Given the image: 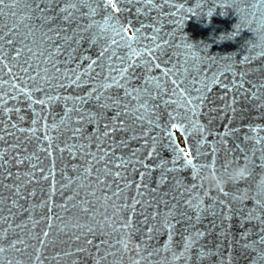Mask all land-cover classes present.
<instances>
[{
	"label": "snow or ice",
	"instance_id": "snow-or-ice-1",
	"mask_svg": "<svg viewBox=\"0 0 264 264\" xmlns=\"http://www.w3.org/2000/svg\"><path fill=\"white\" fill-rule=\"evenodd\" d=\"M215 2L219 7L210 5L207 13H204L203 11L197 12L190 7L186 11L183 0H163V2L162 0H26L25 6L31 13L29 19L32 21L28 25L29 34L35 36L39 32L41 37L51 39L49 37L50 32L63 33L60 36L63 44L55 48V53H48L49 60L53 61L52 69H54L55 75H47V69H45L44 75H41L40 72H36L33 75L32 73L36 69L32 62V56H35L36 53L25 43L27 37H23L19 41L6 40L4 35L0 34V80H2L0 89L5 85L10 87L13 90L11 98L14 100H20L21 98L27 100L30 108L36 104L42 106L39 111L33 109L30 121L31 127L28 128L5 119V116L18 113L20 110L17 107L0 108V113H3L0 115V125H3L0 128V142L9 146L3 153H0V189H7L10 193L11 205L5 206L12 217L19 213H29V218L31 219V212L37 206L47 209L49 213L52 212L53 207L69 211V206H71L87 214L92 212L95 207L94 203L88 200L87 197L96 198V190H111L113 185H115V191H111L110 196L105 194L104 199L105 201L112 200L113 206L116 207L115 200L121 199V194L125 188H130L135 184L136 197L132 198L131 204L126 202L119 207L130 208L132 214H135L137 212L136 206L140 205V215L144 216L141 223L146 226V231L143 233L145 239L141 241L142 245L146 241L153 240L154 234H166L167 241L163 244L162 249L165 252H173L176 259L188 261L191 258L196 261V264H202L204 259L219 255L221 264H233L234 261L235 264H239L240 260H245L247 264H264V212H262L260 217H255L257 226L260 228L259 233H254L251 229H244L240 233V241H244V243L237 242L235 248H232L225 260L219 246L213 251L207 245L200 243L209 233L200 231L197 225L203 221L209 212L214 217L219 215L223 219L230 220L231 216H225L223 211L216 213L214 205L205 207L202 200L195 204L192 200H188L180 208L179 212H177L179 205L174 204L168 207V201L163 200L162 202L168 210L160 212L157 206V211L149 214L147 209L152 204L150 201L143 199L145 193L142 189L148 187L147 181L152 171L159 169L161 173L156 188L151 189L152 192L159 190L168 173L176 171L175 167H165L168 163L167 161L156 165L155 168H150L145 163L146 158L151 159L153 156L160 155L157 147L171 149L175 153L172 164L175 165L178 160H183V167L192 170V179L194 181L192 189L200 188L204 191L205 196L209 194L207 187L200 181V176L208 169H212L214 174L217 172L218 169L215 167L216 148H212L213 159L210 163L198 165L194 163V159L201 153V149L196 148L194 153L178 149L174 144L172 132L169 129L181 131L185 135L190 134L189 129L198 130L201 133V144L205 143L211 132L205 126L198 124L197 114L201 108L206 106L208 93L211 92L212 86H225L223 78L229 76V71L232 67H237V72L229 77L231 86L228 90L235 92L237 96L243 95L245 102L250 104L252 108H264V76L259 78V83L251 81L250 87H244L245 84L249 83L246 80V76L264 72V66H256L241 72V67L244 64L254 63L255 59L264 57V46H260L262 50L254 57L252 50L258 45L253 40L252 48L245 47V51L249 52V55L244 56L242 61L237 58L239 66L229 64V71L213 75V69L217 67L216 60L221 58L206 57V48L204 46H194L183 35L179 36L177 41L174 29H182L185 20L192 16L197 19L205 18V16L210 18L213 16V8L220 15L232 13L240 21L236 24L232 33L226 37H221V39H233L242 31H245L244 23L247 20V16L244 17V20H240L243 13H247L248 16L253 18H256L257 14H259L262 27H264V0H215ZM241 3L245 7H239ZM4 4L5 0H0V5ZM121 5L130 7L125 8ZM221 8L224 9L223 12H221ZM84 10H86V15L89 18L94 17L99 12H103V23L94 22V24H89L82 29L78 23L77 14ZM125 11L132 12V18H122L120 14ZM165 12L168 13L166 19L163 16ZM153 13H155L154 20L152 19ZM145 19L151 21V23L145 24ZM73 22H76L77 25L75 29L71 27ZM65 23L69 26L67 29L64 28ZM169 25L170 27H168ZM93 26H95L97 31L89 33ZM166 26L168 27L167 32L165 31ZM251 27V24H249L248 31H251ZM129 32L131 35H127ZM149 32L151 36L148 35ZM83 33L89 34L83 35ZM100 37L104 38L105 44V47L98 54L101 59L109 51L108 40H111L112 45H119L123 42V46L132 53V55L123 58L124 67L120 70L119 77H105L106 83L102 84L100 88H91L86 94L79 92L74 95L65 94L62 96L53 94L52 89L54 88L64 89L65 91L82 88L84 83L83 76L87 75V73L79 74L76 70H70L71 75L64 73L63 78H61L60 66L54 62V59L58 58L63 52L67 54L66 61L72 60L74 53L78 52V47H73V45L78 46L81 40L97 43ZM116 37L120 39L117 40ZM141 40L149 42L137 54L133 45ZM17 43L22 45V47H17ZM6 45H12V47L8 48ZM181 48L185 52H194L197 55L191 57V63L185 59L184 64L177 63L173 65V59L178 60V57H175L171 50ZM25 49L32 56H26ZM41 55H43V52H41ZM133 57L137 58L134 59ZM200 57L207 59V64L200 60ZM224 59L228 60L230 58ZM198 61L199 67H197ZM169 65L173 66L169 67ZM209 65L212 67L209 68ZM94 66L99 67L101 70L104 67L99 59L91 60L88 68L92 70ZM5 68L8 69L7 75L11 76L12 80L3 79L5 75L3 69ZM205 68L208 69L207 72L204 71ZM138 69L140 70L139 75H137ZM154 70H159L160 75H153ZM193 73L195 78H199L203 74L204 86L202 89H189L187 86L189 75ZM97 75H100V73H97ZM209 76H211V83H209ZM235 76H239V82L232 78ZM89 79H92V77H89ZM134 79L142 80V83L134 84ZM16 81L20 82L22 86L18 87ZM53 81H55V84H53ZM169 81H171V86ZM181 85H184V87H181ZM113 88L118 90L115 94L109 91ZM119 90L123 91V96L119 94ZM36 92L43 93L44 98L34 96ZM192 92H196L198 95L193 97L191 95ZM128 98L136 100L137 104L130 107L129 104L125 103ZM61 101H63L64 111L61 113L59 123L53 121L51 125L45 124L42 129L43 135H37L41 131V121L46 120V116L43 114L44 109L51 107L53 102L60 103ZM235 102L236 97L234 96L233 104ZM3 103L6 105L7 101L4 100ZM226 107L232 106L227 105ZM232 110L233 112L236 111L234 108ZM129 119H132V124L128 123ZM19 120L23 122L25 117L20 116ZM136 125L140 126L138 132ZM53 129L57 132L64 129L71 133L68 140L64 142L63 147L58 142L54 143V141L58 140V137L54 138L49 134ZM156 129H159V131L152 135L151 133ZM129 132L131 135L127 139L121 136L117 143L115 139L117 133ZM230 134L231 129L225 128L223 135L218 138H224ZM8 137H12L15 142L9 141ZM141 139L152 141V150L147 153L146 157L138 155L140 149L132 150L128 156H115L117 149L128 147L132 140L139 141ZM32 140L38 142V147L36 151L29 152L26 145ZM261 142H264V137L257 138V143ZM93 147L95 151L92 150ZM54 152L61 154L59 160L62 166L59 169H57V157ZM40 153H44L43 158ZM64 153H67V159H65ZM110 157L113 159L110 160ZM49 160L51 163L46 166L45 162ZM73 160H82L83 164H73L71 163ZM232 162L238 163L235 160ZM244 162L248 165L250 163L246 155ZM110 163L115 169L120 170L113 171L108 166ZM101 164L103 167H97ZM69 166L71 171L75 173V177L69 175ZM140 166L147 169V171H139ZM129 167L132 168L134 173H139L138 182L132 181L129 183L127 181L125 172ZM227 167L228 163L224 164L223 170ZM13 168H16L17 171L14 172ZM20 168L24 170L20 171ZM262 168H264V165H262ZM57 170L62 177V181L56 179ZM93 175H95V180H90ZM109 177H111V182H109ZM6 179H10L12 181L11 184L5 183ZM121 180L124 181L123 187L118 183ZM85 181H89V183L86 184ZM196 181H199V183H195ZM42 182H48L47 198L42 199L38 205L33 204L29 208L26 206L29 198L37 195L35 186L40 185L41 192L46 190ZM74 184H76L75 189L72 188ZM29 185H33L31 190ZM93 185L95 188L92 191H87ZM82 189L85 190V199L73 203L78 200ZM68 190H72L74 194L69 196L64 204H50L57 192L63 195ZM220 194L227 195L226 192H221ZM0 197H2V193H0ZM21 201L26 203H21ZM0 204H4L3 199H0ZM2 212L3 207H0V213ZM55 218L61 220L59 214H56ZM253 218L249 214L248 222L251 223ZM8 219L9 217L0 215V227L7 223ZM48 220L47 227L51 230L53 224L50 216ZM109 220L110 218L105 214L104 220L97 221L94 214L88 224L77 223L76 228L79 231L72 232L68 241L65 242L74 245L76 251L74 253L71 250H65L64 256L87 253L92 257L94 264H101V261H105L108 255H115V253L106 251L104 255L96 257L93 256V249H95L96 253H99L102 246L106 245L112 248L116 247V245H122L124 251L132 250L130 244L131 232L129 230L141 232V229L139 227L133 229L131 218L126 220L121 229L115 228L114 225L109 223ZM150 220L153 223H149ZM182 221H186L192 226L191 228L184 227L180 230L181 243L179 247L183 250L177 255L173 248L174 236L178 231L176 225ZM39 224V220L33 221V227ZM240 226L243 228V223ZM213 227H215V222H213ZM85 228L87 231H84ZM107 228H112V232L123 233L121 237L116 238V244L106 239H101L99 244H94L93 240L88 238L90 235L93 238L98 235L101 237L105 235L111 236L112 233L107 232ZM17 229H20L24 235H21V232H18ZM64 231L65 229H60V232ZM9 232L13 233L14 239L9 238ZM253 234L257 235L258 239L250 243L247 242V238ZM29 240H35V243H29ZM5 242L7 244L6 247L4 246ZM55 243L56 241L52 238L51 231L41 230L33 235L27 224H17L16 228H12L11 224H9L8 229L0 230V264H22L20 257L24 255L28 256L29 264H43L42 250ZM230 247H232L231 244ZM28 249H32V251L28 252ZM160 250V248H157L154 251L159 254ZM137 252L139 253V249H137ZM193 252L194 255H192ZM237 252L239 256L236 255ZM17 253L20 256H17ZM57 264H59V258H57Z\"/></svg>",
	"mask_w": 264,
	"mask_h": 264
},
{
	"label": "water",
	"instance_id": "water-1",
	"mask_svg": "<svg viewBox=\"0 0 264 264\" xmlns=\"http://www.w3.org/2000/svg\"><path fill=\"white\" fill-rule=\"evenodd\" d=\"M163 2V0H162ZM185 5V10L190 7L191 9L196 10L197 12L203 11L207 13L210 5L216 4L215 0H183ZM26 0H5L4 5H0V34H3L5 39L17 40L27 37L25 43L28 44L29 47L33 49L35 52V56H32L31 53H28L25 49L26 56H32V62L35 67V71L32 73L33 75L36 72H40L41 75L45 74V69H47V75L52 76L55 75L54 69H52V62L49 60L48 53H55V48L61 44L63 41L60 39V36L63 33H54L50 32L49 39L48 37H41L40 33L37 32L35 36L30 35V29L28 25L32 23L29 19L31 13L29 9L25 6ZM122 7L128 8V5H121ZM239 7L243 8L245 5L241 3ZM224 9L221 8V12ZM78 23L83 29L89 24H94V22L103 23L104 13L99 12L94 17L89 18L86 15V10L81 13H78ZM122 18H132V12L125 11L120 14ZM168 13L165 12L163 14L164 18H167ZM247 16V20L244 23L245 31H242L238 36L233 39H221V37H226L230 33L233 32L235 26L238 21V18L232 13H228L226 15H220L215 12V8H213V16L208 18L197 19L195 16H192L189 19L185 20L184 26L182 29L173 31L176 32L177 41L179 36H185L186 40L193 44L194 46H204L206 48L205 56L208 58H221L216 60L217 67L213 69V75L229 71L228 65H237V58L241 61L244 56L249 55V52L245 51V47L252 48V41L255 40L258 47L252 50V55L254 57L262 50L260 46H264V27H262V21L259 19V14H257L256 18L252 16H248L247 13L241 14L240 20H244V17ZM152 19H155V13L152 14ZM151 21L145 19V24H150ZM249 24H251V31H248ZM76 22H73L71 27L73 29L76 28ZM69 26L65 23L64 28L67 29ZM170 27V25L168 26ZM168 27L166 26L165 31H168ZM97 31L95 26L89 30L90 32ZM147 31V29H145ZM89 33H83V35H88ZM111 35V34H110ZM127 35H131L129 32ZM151 36V33H148ZM119 40V37H116ZM149 41H138L134 43L133 48L134 51L139 54L143 49L144 45ZM109 51L106 53L104 58L99 57V52L105 47L104 38L100 37L97 43H92L89 40H81L80 44L73 45V47H78V52L74 53V58L72 60L66 61V53H61L58 58L54 59V62L60 66V76L63 78L64 73H68L71 75L70 70H76L79 74L87 73V75L83 76V87L80 89H69L65 91L64 89H52L53 94L56 95H74L79 92L81 94H86L87 91L91 90V88H100L102 84L106 83L105 77L115 76L119 77L120 70L124 67L123 58H126L132 53L123 46V42L119 45H112L111 40H108ZM17 47H22L19 43L16 44ZM6 47L11 48L12 45H6ZM177 59H173V65L175 64H184L185 59L189 60L191 63V57L197 55L192 52H185L181 49H172ZM43 52V55H41ZM115 53V54H113ZM15 55V53H13ZM78 57V58H75ZM111 57V59H109ZM136 59L137 57H133ZM224 58H230L225 60ZM100 60V63L104 65L101 70L99 67H95L90 70L88 68L91 60ZM200 60H203L205 64H207V59L204 57H200ZM46 61H48L46 63ZM173 65H169L172 67ZM199 61L197 62V67H199ZM256 66H264V57H259L255 59L254 63L244 64L241 67V72L245 69L253 68ZM209 68L212 66L209 65ZM205 72L208 71L207 68L204 69ZM5 75L3 79L12 80V77L7 75L8 69H3ZM237 72V67H232L229 71V76H225L223 78V82L225 84L224 87L219 85L212 86L211 92L208 93V99L206 101V106L201 108L197 114L198 124L205 126L206 129L210 130L211 135H209L205 141V143L201 144V133L195 129H189V135L182 134L181 131H175L173 129H169L172 132V139L174 141L175 146L184 151H189L194 153L196 148L201 149V153L196 156L194 159V163L198 165L208 164L212 161V148H216L215 154V167L218 170H223V165L228 163V165H238L240 163H244L245 155L248 158L249 166L251 169V175L249 179L244 184H239L236 186H229L225 192L227 195H221L219 192L209 191L207 196L204 195V191L200 188L192 189V185L194 183L192 179V170L183 167V160H178L175 165L172 164L173 157L175 153L171 151V149H161L157 147V151H159V156H153L151 159H145V163L150 166V168H155L156 165L162 163L163 161H167L168 163L165 165L166 168L175 167L176 171L168 173L164 183L160 186L159 190L156 192H152L151 189L156 188L157 181L160 177V170L156 169L152 171L151 176L149 177L147 183L148 187L142 189L145 193L143 199L150 201L152 206L147 209L149 214L155 213L157 211V206L160 212H165L168 209L165 204L162 202L163 200L168 201V207L171 205H179L177 208V212L180 211V208L183 207L188 200H192L193 203H197L199 201H203V205L205 207L214 205V211L216 213L224 212L225 216H231V219H223L219 215L213 216L211 212L203 219V221L197 225V228L200 231H207L209 234L206 235L201 241V244L207 245L213 251L220 247V250L223 254L225 260L227 259L229 252L232 248H235L237 242L244 243V241H240V233L244 231V229H251L254 233H259L260 228L257 226V221L255 217H260L262 212H264V191L259 193H254L247 201L234 204L231 201V194L240 190L241 188L247 187L252 190L255 187L257 180L260 177H264V142L257 143L258 137H264V108L254 109L250 104L246 103L243 95L237 96V94L233 91H229L228 89L231 86V79L229 77L232 76L233 73ZM100 73V75H97ZM140 74V70H137V75ZM153 75H160L159 70H154ZM195 74L189 75V80L187 86L189 89L191 88H200L202 89L204 86V76L201 74L199 78L194 77ZM264 76V72L249 74L246 76V80L249 81L248 84H245L244 87H250L251 81H257L259 83V78ZM92 77V79H89ZM175 78V77H174ZM239 82V76L232 77ZM2 83V80H0ZM17 86H22L20 82L16 81ZM41 83H43L41 81ZM134 84L142 83V80L134 79ZM209 83H211V76H209ZM55 84V81H53ZM169 85L171 86V81H169ZM184 87V85H181ZM111 93L115 94L118 90L113 88L109 90ZM13 90L4 86L0 89V108L6 107H17L20 111L18 113H13L11 116H5L6 120H10L12 123L21 124L22 127L28 128L31 127L30 121L33 115V109L39 111L41 109V105L36 104L31 108L29 107V103L27 100L21 98L20 100H14L11 98ZM119 94L123 96V91L119 90ZM191 95L195 97L198 95L196 92H192ZM36 97L44 98V94L40 92H36L34 94ZM236 97V102L233 104V97ZM223 97V98H222ZM6 100L7 104L5 105L3 101ZM125 103L129 104L130 107L135 106L137 101L131 98L125 100ZM227 105H231L232 107H226ZM91 107V105H89ZM236 109L233 112L232 109ZM171 110V109H169ZM64 111L63 101L60 103L53 102L51 107L44 109V115L46 116L45 121H41V131L37 133V135H43V126L45 124L51 125L53 121L59 123L61 113ZM3 113H0L2 115ZM111 115V113H109ZM20 116H24L25 120L21 122L19 120ZM123 118V117H122ZM129 124H132V119L128 120ZM3 125H0L2 128ZM225 128L231 129V134L224 137H221L224 133ZM137 132L140 130V126L136 125ZM159 129L154 130L151 134L155 135ZM49 134L58 140L54 141L58 142L61 147L64 146V142L68 140V137L71 135L69 131L61 129L59 132L56 130H51ZM131 133H117L115 135V139L117 143L119 142L121 136L127 139ZM9 141L15 142L12 137H8ZM71 142V141H69ZM182 142V144L180 143ZM47 143V142H45ZM9 146L0 142V153H3L6 148ZM29 152L36 151L38 147V142L36 140H32L26 145ZM152 141L151 140H132L128 147L117 149L115 152V156L125 155L128 156L131 154V151L134 149H140L138 155L141 157H146L147 153L152 150ZM95 151V148L92 149ZM14 154V153H13ZM43 158L44 153H40ZM54 155L57 157V169L61 167V162L59 160L60 153L54 152ZM65 159H67V153L63 154ZM113 159L112 157L109 158ZM238 161L232 162V161ZM231 162V163H230ZM51 161H46L45 164L50 165ZM73 164H83L82 160H73L71 161ZM113 171H117L120 169H115L113 165L110 163L108 165ZM97 167H103V165H98ZM23 171V168L19 169ZM13 171H17L16 168H13ZM139 171H147L142 166H140ZM69 175L75 177V173L71 171V167L69 166ZM126 179L129 183L132 181L139 180V173L133 172L132 168L129 167L125 172ZM56 179L62 181V177L60 176L59 171L57 170ZM90 180H95V175H93ZM10 179H6L5 183L11 184ZM109 182H111V177H109ZM179 182V183H177ZM47 183L42 182L45 186V191H40V185L35 186V190L37 195L35 197H30L29 201L26 203L25 201H21V203H26V206L31 208L33 204L38 205L42 199L47 198ZM85 183H89V181H85ZM123 187L124 181H118ZM195 183H199L196 181ZM33 185H29V189L31 190ZM72 188H76V184L72 185ZM95 188L93 185L92 188H88L87 191H92ZM111 191H115V185H113L111 190H96V198L92 196H88L87 199L92 201L95 205L94 209L90 213H83L77 208H73L69 206V211H63L59 207H53L52 212L49 213L47 209H42L39 206L35 208L34 211L31 212V219L29 218V213H19L15 217H12L11 214L7 211V207L5 205H11L10 193L7 189H0V193H2V197L4 204H0V207H3V212L0 213L2 216L9 217L8 222L4 223L0 230L8 229L9 224H11L12 228H16L17 224H27L32 234L40 232L41 230L51 231L52 238L56 241L54 245H49L43 251V264H57V258H59V264H94V261L91 256L87 253L84 254H76L73 256H64L65 250H71L75 253L76 249L74 245L65 243L69 239V235L72 232H78L79 229L76 228V224H88L92 220V216L95 214L97 221H102L105 219V214L110 218L109 223L115 226L117 229H121L122 225L126 222L128 218H131L133 222V229L135 227H139L141 232H135L133 230H129L131 232V247L132 250L124 251L122 245H116V247L109 248L108 246H102L101 251L99 253L95 252L93 249V256L99 257L105 254V252H112L115 255H108L105 261H101V264H196L194 259H189L185 261L183 259L174 258L173 252H165L162 249L163 244L167 241L166 234H154V239L151 241H146L143 245L141 241L145 239L143 233L146 231V226L141 223L144 219L143 215H140V205H137V212L132 214L130 208H122L119 207L124 205L126 202L131 204V200L133 197H136V188L135 184L130 188H125L124 192L121 194V199L115 200L116 207L113 206V201H105V194L111 195ZM74 192L72 190L65 191L63 195L59 192L53 197V200L50 201V204H64L69 196H72ZM98 198V199H97ZM85 199V190H80V196L77 201ZM115 199V198H114ZM56 214H59L61 220H57L55 218ZM251 214L254 218L251 223L248 222V216ZM51 217V223L53 224V228L51 230L48 229L47 224L49 222L48 217ZM39 220L40 224L33 227V221ZM213 222H215V227H213ZM95 223V221H93ZM149 223H153V221H149ZM193 223H195L193 221ZM243 223V228L240 226ZM67 225V227H65ZM191 224H188L186 221H182L181 223L176 225L177 233L174 236V244L173 248L175 253L178 255L181 249L179 247L181 243V231L184 227L191 228ZM65 229L64 232H60V229ZM18 232H21L20 229H17ZM84 231H87L85 228ZM107 232L112 233L111 236L105 235L103 237L96 236L93 238L91 235L88 237L93 240L94 244H99L101 239L111 240L113 244H116V238L121 237L123 235L122 232H112V228H107ZM9 238L14 239L13 233L9 232ZM21 235H24L21 232ZM258 236L253 234L247 238V242H251L253 240H257ZM29 243H35V240H29ZM230 244L232 247H230ZM6 247V242L4 243ZM39 247V245H37ZM160 248L159 254H157L154 250ZM139 249V253L137 252ZM28 252H31L32 249H28ZM11 255V253H9ZM20 256L19 253L16 254ZM194 255V252L193 254ZM239 256V253H236ZM22 264H29L28 256H21ZM202 264H221V257L219 255H213L210 259H204ZM235 264V261L233 262ZM239 264H247L245 260H240Z\"/></svg>",
	"mask_w": 264,
	"mask_h": 264
},
{
	"label": "clouds",
	"instance_id": "clouds-1",
	"mask_svg": "<svg viewBox=\"0 0 264 264\" xmlns=\"http://www.w3.org/2000/svg\"><path fill=\"white\" fill-rule=\"evenodd\" d=\"M251 175L250 166L247 163L238 165H228L225 170H217L214 174L212 169L204 171L200 176V181L207 187L209 191L225 192L229 186L244 184ZM264 191V177H260L254 189L247 187L231 194V201L234 204H240L247 201L254 193Z\"/></svg>",
	"mask_w": 264,
	"mask_h": 264
},
{
	"label": "rangeland",
	"instance_id": "rangeland-1",
	"mask_svg": "<svg viewBox=\"0 0 264 264\" xmlns=\"http://www.w3.org/2000/svg\"><path fill=\"white\" fill-rule=\"evenodd\" d=\"M182 144V142H180Z\"/></svg>",
	"mask_w": 264,
	"mask_h": 264
}]
</instances>
